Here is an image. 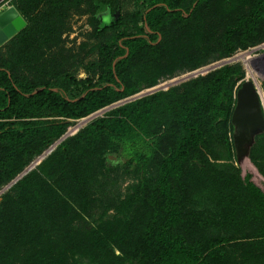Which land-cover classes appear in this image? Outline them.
Here are the masks:
<instances>
[{
    "label": "trees",
    "instance_id": "obj_1",
    "mask_svg": "<svg viewBox=\"0 0 264 264\" xmlns=\"http://www.w3.org/2000/svg\"><path fill=\"white\" fill-rule=\"evenodd\" d=\"M202 1L158 0L145 13L141 33L119 35L117 60L107 66L100 81L74 97L69 94L71 87L82 81L71 75L48 85L22 83L9 68L0 66V141L16 146L33 138L38 122L31 118L43 110L79 119L136 94L140 89L124 82L130 57L159 39L160 26L169 14L187 16ZM261 1L259 8L264 5ZM119 23L111 22L109 27ZM23 34L19 31L15 38ZM233 50L229 45L228 55ZM243 77L240 68L226 66L211 78L189 81L183 93L157 91L128 101L64 140L56 155L68 156L66 167L56 168L48 159L0 197V264H214L230 240L259 241L264 237V189L250 173L242 177L228 140L234 89ZM170 129L173 143L162 151L168 141L162 132ZM109 151L122 158L120 167L138 178L129 199L143 200L152 208L143 227L130 226L132 217L124 214V220L111 228V236L86 224L90 212L116 206L115 198L105 204L100 199L104 193L99 171L113 167L107 162ZM156 160L159 177L152 184L146 169ZM3 166L0 184L14 175L12 170L4 174ZM209 208L216 210L204 222ZM184 220L188 231L181 229ZM247 220L260 229L230 234V228L245 227ZM126 230L130 236L122 238Z\"/></svg>",
    "mask_w": 264,
    "mask_h": 264
},
{
    "label": "rangeland",
    "instance_id": "obj_2",
    "mask_svg": "<svg viewBox=\"0 0 264 264\" xmlns=\"http://www.w3.org/2000/svg\"><path fill=\"white\" fill-rule=\"evenodd\" d=\"M70 1L72 0H0V14L11 6L23 7L24 13H19L26 20V25L19 30H24L22 37L15 38L18 31L0 43V66L9 68L10 73L22 83L48 85L61 76L71 75L77 81H82L72 85L69 94L74 97L82 88L100 81L107 66L117 60L115 51L121 42L119 35L141 33L145 25V13L158 0H80L72 5ZM261 2L205 0L187 16L169 14L160 26L159 39L139 48L128 60L125 84L139 88L137 93H146L136 98L157 91L170 94V91L175 90L183 93L184 85L193 79L211 78L226 66L240 68L244 77L234 89V113L237 92L242 83L247 79L260 81L259 71L263 62L252 58L256 52L246 51L264 43V5L259 8ZM111 22L120 23L109 27ZM231 28L234 31L228 41ZM229 45L234 49L230 55ZM197 64L200 65L193 69ZM206 67L208 70H203ZM157 87L162 88L154 90ZM133 96L135 94L98 110L96 115L79 119L65 118L43 110L40 116L31 118L38 122L33 126L38 129L33 138L16 146L11 142L0 141V164L4 163V174L14 171V175L6 183L0 184V197L28 173L38 170L48 159L56 168L66 167L68 156L56 155L58 146L77 134L94 118L136 99ZM233 113L232 126L228 129L233 164L241 169L243 178L250 173L251 180L264 189V128H252L250 141L239 148L236 140L238 127L233 121ZM64 125L66 129L63 131ZM5 127L8 129L11 126ZM162 133L169 141V144H163V151L173 143L171 137L175 135L172 130L168 133L164 130ZM42 155L44 156L40 158ZM53 155L56 156L50 160ZM106 156L107 162L113 167L99 171V184L104 196L102 193H98V196H103L100 198L103 204L108 199L115 198L116 206L109 207L106 211L98 208L96 213L90 212L93 217L86 215L89 218L86 224L87 227L102 229L106 235L111 236V228L124 220V214L132 217L130 226L137 224L143 227L151 218L152 208L149 209L143 200L136 203L129 199L138 178L125 167H120L124 162L115 152L109 151ZM198 157L196 153L194 158ZM159 160L146 169V175L152 184L159 177ZM29 167L31 168L24 175L13 182ZM0 177L3 175L0 174ZM198 183L200 188V182ZM199 194L200 198H204L203 193ZM204 194L208 198L206 190ZM214 209H208L206 217L202 219L204 222L210 220L211 210ZM185 222L186 220L181 229L188 231ZM245 225L233 228V231L230 228V234L233 235L235 231H247L250 234L261 227L254 224L253 220H247ZM128 230L121 233L122 238H129ZM223 245L217 258L213 259L214 264H264V237L259 241L249 237L232 239ZM116 253L120 254V250L117 249Z\"/></svg>",
    "mask_w": 264,
    "mask_h": 264
},
{
    "label": "water",
    "instance_id": "obj_3",
    "mask_svg": "<svg viewBox=\"0 0 264 264\" xmlns=\"http://www.w3.org/2000/svg\"><path fill=\"white\" fill-rule=\"evenodd\" d=\"M25 25L26 20L19 13L18 9L14 6L9 7L0 14V43L15 35ZM203 70H208V67L204 68ZM159 88L162 87H157L154 90ZM144 94L146 93H137L135 96H133V98H136V96H142ZM127 99L129 100V98ZM96 114L97 112H94L90 115ZM233 121L238 127V135H236V140L238 141L239 148H243L244 144L250 141L252 128H264V115L260 107L259 95L254 81L247 79L239 88L237 92V104L233 113ZM43 156L44 155L40 156V158ZM39 159H37V161ZM30 168L31 167L20 173L13 180V182L17 181L18 178L24 175V173H26Z\"/></svg>",
    "mask_w": 264,
    "mask_h": 264
},
{
    "label": "built area",
    "instance_id": "obj_4",
    "mask_svg": "<svg viewBox=\"0 0 264 264\" xmlns=\"http://www.w3.org/2000/svg\"><path fill=\"white\" fill-rule=\"evenodd\" d=\"M261 50H264V43L256 46V47H252L249 48L246 52H256L254 53V56L252 58H254L255 60H260L263 62L260 71H259V82L254 80L258 95H259V100H260V107L262 109V113L264 115V85L262 83H264V51L262 52Z\"/></svg>",
    "mask_w": 264,
    "mask_h": 264
}]
</instances>
